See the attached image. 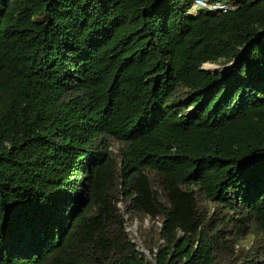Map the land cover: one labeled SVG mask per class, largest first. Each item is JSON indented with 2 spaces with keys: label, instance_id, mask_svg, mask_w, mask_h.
Returning a JSON list of instances; mask_svg holds the SVG:
<instances>
[{
  "label": "trees",
  "instance_id": "trees-1",
  "mask_svg": "<svg viewBox=\"0 0 264 264\" xmlns=\"http://www.w3.org/2000/svg\"><path fill=\"white\" fill-rule=\"evenodd\" d=\"M214 1L0 0V264H264V0Z\"/></svg>",
  "mask_w": 264,
  "mask_h": 264
},
{
  "label": "built area",
  "instance_id": "built-area-1",
  "mask_svg": "<svg viewBox=\"0 0 264 264\" xmlns=\"http://www.w3.org/2000/svg\"><path fill=\"white\" fill-rule=\"evenodd\" d=\"M233 9H235V6L223 2H216L214 0H194L191 12L196 13L199 10L227 12Z\"/></svg>",
  "mask_w": 264,
  "mask_h": 264
},
{
  "label": "rangeland",
  "instance_id": "rangeland-1",
  "mask_svg": "<svg viewBox=\"0 0 264 264\" xmlns=\"http://www.w3.org/2000/svg\"><path fill=\"white\" fill-rule=\"evenodd\" d=\"M217 66H220V65H217ZM221 67V66H220ZM205 68H207L208 70H215L216 69V66H213V65H210V64H207L206 66H205ZM135 224H137V233L134 231V226H135ZM133 226H131V227H129L128 228V231H130L133 235H135V236H138V231H139V225H138V223L136 222ZM146 225L147 226H149L150 225V223H149V221H146ZM244 245L246 246V247H249L250 245H251V240L249 239V240H247V241H245L244 242Z\"/></svg>",
  "mask_w": 264,
  "mask_h": 264
},
{
  "label": "water",
  "instance_id": "water-1",
  "mask_svg": "<svg viewBox=\"0 0 264 264\" xmlns=\"http://www.w3.org/2000/svg\"><path fill=\"white\" fill-rule=\"evenodd\" d=\"M211 65H213V66H216V69L215 70H213V71H209L207 68H205V65L202 67V70H206V71H209V72H211V73H219V72H221L223 69H224V66H217V65H214V64H211ZM232 65V64H231ZM134 231L137 233V224H135V226H134ZM143 247V246H142ZM144 248V247H143ZM142 252L143 253H146L145 251H144V249H142Z\"/></svg>",
  "mask_w": 264,
  "mask_h": 264
},
{
  "label": "bare ground",
  "instance_id": "bare-ground-1",
  "mask_svg": "<svg viewBox=\"0 0 264 264\" xmlns=\"http://www.w3.org/2000/svg\"><path fill=\"white\" fill-rule=\"evenodd\" d=\"M207 65V64H206ZM211 65V64H210ZM210 71V70H209ZM213 71V70H212Z\"/></svg>",
  "mask_w": 264,
  "mask_h": 264
}]
</instances>
